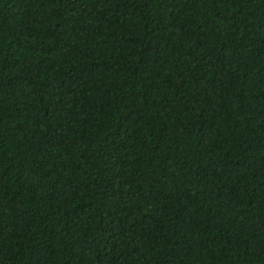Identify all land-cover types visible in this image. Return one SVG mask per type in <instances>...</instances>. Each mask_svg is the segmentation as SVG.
Here are the masks:
<instances>
[{"label":"trees","instance_id":"1","mask_svg":"<svg viewBox=\"0 0 264 264\" xmlns=\"http://www.w3.org/2000/svg\"><path fill=\"white\" fill-rule=\"evenodd\" d=\"M0 264H264V0H0Z\"/></svg>","mask_w":264,"mask_h":264}]
</instances>
